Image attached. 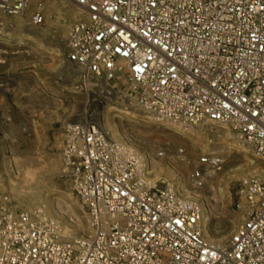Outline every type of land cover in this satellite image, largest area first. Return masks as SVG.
<instances>
[{"label": "built area", "instance_id": "built-area-1", "mask_svg": "<svg viewBox=\"0 0 264 264\" xmlns=\"http://www.w3.org/2000/svg\"><path fill=\"white\" fill-rule=\"evenodd\" d=\"M70 1L82 17L67 31L65 59L83 84H101L157 123L229 125L264 160V0ZM32 2L0 0V13L41 25L44 4ZM64 134L60 156L91 231L64 241L55 220L0 206V264H264L260 178L239 190L244 221L212 243L200 203L151 181L143 158L97 123L71 122ZM223 162L201 158L213 171ZM193 179L203 187L201 168Z\"/></svg>", "mask_w": 264, "mask_h": 264}, {"label": "rangeland", "instance_id": "rangeland-1", "mask_svg": "<svg viewBox=\"0 0 264 264\" xmlns=\"http://www.w3.org/2000/svg\"><path fill=\"white\" fill-rule=\"evenodd\" d=\"M39 1L41 25L29 24L27 15L0 13V105L6 106L0 110V206L55 220L64 241L87 235L89 217L73 193L60 152L65 125L89 120L142 157L151 181H168L197 200L204 238L226 243L247 215L238 208L241 185L252 176L264 181V160L229 125L157 123L122 97L108 96L101 84H83L81 69L65 59L67 31L82 16L70 0H33L32 5ZM107 105L131 113L106 114ZM208 154L222 156L219 171L201 163ZM196 168L203 172L201 188L194 185Z\"/></svg>", "mask_w": 264, "mask_h": 264}, {"label": "bare ground", "instance_id": "bare-ground-1", "mask_svg": "<svg viewBox=\"0 0 264 264\" xmlns=\"http://www.w3.org/2000/svg\"><path fill=\"white\" fill-rule=\"evenodd\" d=\"M78 14L81 16V14L79 12H78ZM105 107L107 108L106 114H108V113H111V114L112 113H115L116 116H119L120 117L121 115H129L131 113L130 111H126V110H124V109H122L120 107H115V106H111V105H107ZM182 131H184V130H182ZM157 136H155V137H157ZM81 230L83 231V226H82Z\"/></svg>", "mask_w": 264, "mask_h": 264}, {"label": "crops", "instance_id": "crops-1", "mask_svg": "<svg viewBox=\"0 0 264 264\" xmlns=\"http://www.w3.org/2000/svg\"><path fill=\"white\" fill-rule=\"evenodd\" d=\"M0 110H1V111H5V110H6V106H1V105H0ZM1 111H0V112H1Z\"/></svg>", "mask_w": 264, "mask_h": 264}]
</instances>
